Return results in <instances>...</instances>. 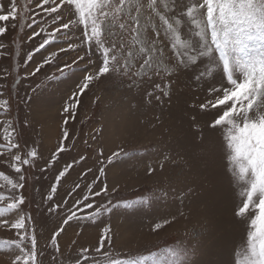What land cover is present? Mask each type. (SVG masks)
<instances>
[{
  "label": "rangeland",
  "instance_id": "obj_1",
  "mask_svg": "<svg viewBox=\"0 0 264 264\" xmlns=\"http://www.w3.org/2000/svg\"><path fill=\"white\" fill-rule=\"evenodd\" d=\"M166 2L174 9L168 13L172 16L185 12L184 5L194 0ZM25 3L27 0H18V8ZM8 4L9 0H0L5 8ZM28 9L22 13L23 22L19 16L0 22L7 29L0 35L4 46L0 48V100L8 102L6 110L0 107V144L5 143V127L11 131L13 143L19 144L18 150L0 148V172L13 183L24 185L12 188L0 177V194L4 196L0 207L20 195L24 197L18 209L3 213L0 219L11 223L19 215L26 217L20 234L27 232L29 238L22 247L31 248L34 234L37 264H76L77 259L83 262L81 249L88 250L87 264L136 260L151 253H156L163 264L173 259L180 264H234L235 259L242 258L254 213L237 216L243 197L229 166L227 129L210 127L222 114L223 106L219 110L200 108L208 100L215 101V95L209 93L211 87L226 84L220 71L212 78L197 81L196 75L207 66L205 60L170 77L162 71L160 76L149 78L133 75L142 71L134 62L127 75L110 72L94 79L79 96L74 118H69L64 107L83 78L98 71L103 60L101 49L85 40L82 25L61 30L40 48L60 21L54 22L52 15L35 7V2L28 3ZM161 11H166L163 6ZM178 18L182 20V38L194 36L189 33L194 26L187 17ZM74 19V8L61 9L62 22ZM156 23L159 25L158 19ZM34 32L38 35L33 36ZM131 35L116 28L108 40H122L129 45ZM158 43L165 46V62L174 64L171 41L165 37ZM52 53H56L55 58H50ZM66 64L70 68L64 69ZM37 66H41L38 72ZM169 81L168 96L154 89L155 84ZM157 95L161 99L157 100ZM65 128L69 132L65 150L50 164ZM33 148L38 156L31 166H21L25 180L19 181L20 174L12 168L13 157L19 154L29 158L27 153ZM121 150L122 154L108 163L107 158ZM67 165L71 167L49 200L56 176ZM101 167L105 170L103 176ZM149 168L154 171L149 172ZM88 185L100 195H89L86 202L76 205L88 195ZM105 185L107 192H101ZM84 203L92 204V208H85ZM97 209H101L98 215ZM71 212L77 219L64 225L63 220ZM157 223L162 226L154 230ZM61 227L57 251L51 237ZM105 228L110 230L107 235L111 242L96 251ZM17 238L15 229L0 226V239ZM165 249L179 250L182 255L170 257ZM19 251L15 246L0 247V264H13Z\"/></svg>",
  "mask_w": 264,
  "mask_h": 264
},
{
  "label": "snow or ice",
  "instance_id": "obj_2",
  "mask_svg": "<svg viewBox=\"0 0 264 264\" xmlns=\"http://www.w3.org/2000/svg\"><path fill=\"white\" fill-rule=\"evenodd\" d=\"M35 2V7L41 9L45 14L53 16L54 22L60 21V26L55 28L49 38L40 44L43 48L61 30H69L73 25H82L84 38L91 45L101 49L102 64L94 74L86 75L76 86V91L69 97V103L64 107V112L69 118H74L75 109L79 104V96L83 95L91 82L98 77L110 72H122L127 75L132 71V66L139 63L142 71L134 72L133 75L160 76L161 72L170 77L173 73L184 70L188 65L195 66L197 63L207 61V66L196 75V80L214 77L217 70L226 78V84L221 87H211L209 93L215 95V101L208 100L202 103L200 108L218 109L223 106L222 114H219L210 127L220 126L226 128V149L228 150V161L233 178L241 186L242 206L237 209L238 217H245L250 211L254 214L249 221V230L246 236V251L242 258L234 260V264H264V0H194L190 5H184L186 11L172 16L174 9L169 7L166 0H27L23 8H18V0H9L5 8L0 5V22L16 20L19 16L23 22L22 14L28 9V3ZM161 6L166 11H161ZM74 8L76 19L67 23L61 21L62 8ZM31 10V9H28ZM186 16L194 28L189 29L193 34L191 38L184 39L181 36L182 20L178 16ZM159 21L157 25L156 21ZM36 23L35 19L32 21ZM128 31L131 35V44L125 45L121 40L109 41L108 38L114 34V29ZM7 31L6 27L0 26V35ZM43 31V29H42ZM38 33H33V36ZM167 37L171 41L172 52L175 63L165 62V46L163 42ZM31 39V37H29ZM106 43L110 46H106ZM0 44V48H3ZM69 45V48H72ZM38 50V49H37ZM64 51V49H61ZM52 53L50 58H55ZM32 54H28V59ZM79 59H83L80 57ZM142 60V63L140 61ZM49 63V59L44 61ZM75 63V61L73 62ZM42 66V65H41ZM41 66H37L36 71ZM70 65H64V69ZM63 71V69L61 70ZM34 74V73H32ZM170 81L167 84L157 83L154 89L160 90L163 96H168ZM222 93V96L220 95ZM151 95V93L149 94ZM161 99L160 95L155 97ZM8 102L0 100V107L7 108ZM68 119H65L67 124ZM69 139L67 128L63 131V138L52 154L50 164L57 160L59 153L65 150L64 141ZM3 140L0 148L7 151L18 150L19 144L13 143V137L8 127H5ZM121 151L113 152L107 158L111 163L114 158L120 156ZM27 156L22 158L17 154L13 157L12 168L19 175V181H24L22 165L33 164L38 156L35 148L31 149ZM84 159V157H81ZM71 165H67L56 176V183L51 186L48 199L53 198L57 191V185L61 178L65 177ZM104 168L99 169L100 175H104ZM154 169L149 168V172ZM12 188H22L23 183H13L9 177L0 172ZM99 179V177H97ZM80 186L77 184L76 188ZM88 195L83 196V201L77 200L76 205L86 202L89 195L99 196L100 192H93L92 185H88ZM105 185L101 192H107ZM75 191V189H73ZM4 196L0 194V200ZM24 203V197L20 195L6 207H0V216L3 213L18 209ZM134 203V202H130ZM59 208L57 204L55 206ZM85 208H92V204L84 203ZM49 212L54 209L49 208ZM101 209L96 210V215ZM85 219L89 217H83ZM77 219L76 213L71 212L63 220L66 225L69 221ZM168 223V221H165ZM26 217L19 215L14 222L0 219V226L10 227L17 232V239H0V247L15 246L19 254L15 256L13 264H37V241L33 234L30 238V249L22 247L23 241L28 233L21 235L25 229ZM157 223L155 229L161 228ZM63 227L59 228L51 237L53 246L59 251L57 237ZM108 228L104 229V235L100 239V251L105 242H111L108 236ZM87 249H81L83 262L76 260V264H87L88 257L85 255ZM170 257L178 258L182 255L179 250L165 249ZM108 264H163L157 259L156 253L140 256L136 260L120 261L112 259ZM169 264H180L178 259H173Z\"/></svg>",
  "mask_w": 264,
  "mask_h": 264
}]
</instances>
